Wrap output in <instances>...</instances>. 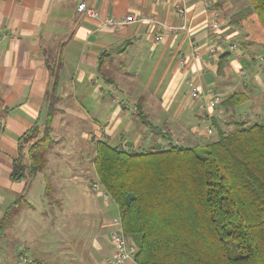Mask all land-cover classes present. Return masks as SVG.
I'll list each match as a JSON object with an SVG mask.
<instances>
[{"label": "crops", "instance_id": "obj_1", "mask_svg": "<svg viewBox=\"0 0 264 264\" xmlns=\"http://www.w3.org/2000/svg\"><path fill=\"white\" fill-rule=\"evenodd\" d=\"M83 1L102 19L142 15L158 23L101 28L98 20L78 12ZM214 19L220 21L218 30L212 28ZM240 36L246 40L244 45L237 40ZM234 43L236 49L231 48ZM256 50L264 52V24L249 0H0V190L12 191H0V219L19 201L31 204L23 205L20 214L25 208H36L30 192L33 181L42 176L46 191L47 181L53 182L46 198L56 203L51 207L61 215L69 218V201L83 211L85 227L96 228L92 220H102L99 238L93 239L84 264H105L115 253L112 232L118 227L116 218L108 220V216L116 207L110 203L112 199L104 200L100 194L84 190L81 194L79 185L89 190V185L83 184L87 178L83 165H75L70 158L83 162L88 149L94 152L95 136L113 144L130 110L129 103L136 105L132 110L136 119L130 127L137 126L143 138L154 134L155 143L150 148L168 146L177 139L181 143L193 141L197 136L192 134H199L196 124L200 119L211 125L217 119L222 126H229L233 121L221 120V115L224 111L235 121L236 108L226 109L222 103L209 108L207 99L211 93L220 94L224 101L244 92L247 101L257 102L261 97L254 87L264 92V67H260L262 75L258 71L253 74L251 83L242 81L244 63L264 56L258 58ZM191 77L198 79L203 90L197 101L188 96L187 79ZM117 92L122 102L113 99ZM50 110L54 147L46 168L30 176L31 184L25 182L29 176L12 180L20 137L35 126L44 128ZM140 112L158 132L141 122ZM246 118L240 120L248 121ZM130 127L126 126L125 132L129 133ZM117 144L128 148V142ZM130 149L137 150L135 142ZM79 165L82 168L76 171ZM14 226L12 221L8 227ZM105 237L110 245L103 242ZM28 248L23 241H1L0 264H11L21 257L29 264H41L38 257L23 252ZM127 262L136 264L134 260L122 264Z\"/></svg>", "mask_w": 264, "mask_h": 264}, {"label": "trees", "instance_id": "obj_2", "mask_svg": "<svg viewBox=\"0 0 264 264\" xmlns=\"http://www.w3.org/2000/svg\"><path fill=\"white\" fill-rule=\"evenodd\" d=\"M249 1L264 24V0ZM248 99L236 92L220 103L234 109ZM52 115L50 110L44 129L35 126L20 137L12 180L46 168L54 147ZM232 124L235 129L228 131L213 120L217 139L204 144L177 139L139 151L107 138L97 142L94 168L119 207L125 234L137 246L136 264H264V122ZM51 191L48 183V195ZM22 204L0 219V242Z\"/></svg>", "mask_w": 264, "mask_h": 264}, {"label": "rangeland", "instance_id": "obj_3", "mask_svg": "<svg viewBox=\"0 0 264 264\" xmlns=\"http://www.w3.org/2000/svg\"><path fill=\"white\" fill-rule=\"evenodd\" d=\"M244 36H240L237 38V40H240L242 45L246 42V40L243 38ZM260 54H264L263 51L259 52L258 50L255 51V55L259 58ZM264 57V56H263ZM257 64V65H255ZM264 67V62L260 59H256V62H254L252 59L248 61V63H244L243 68L246 71L245 78L242 79L244 82H250L252 81L253 74L255 72L263 74L262 70H260V67ZM263 69V68H262ZM242 78V76H240ZM238 78V77H237ZM239 80V78H238ZM251 87L252 84H250ZM255 90H257V94L261 97L257 102H255L254 99H251L250 101H246L245 103L239 105L236 107L235 111V118L241 119L242 117H246V120L249 121V123H256V122H264V92L258 87H254ZM113 94L115 92H112ZM117 98L119 101H123V97L120 93L117 92ZM189 96V94H188ZM106 97L111 100V97L109 94H106ZM115 97V96H114ZM113 97V99H114ZM185 97V95L183 96ZM185 99V98H184ZM192 101H197L196 99L190 98ZM220 104V103H219ZM130 110L126 111V117L124 118V122L119 130L118 136L114 139L113 144L119 143V142H128V149L132 146L133 142H135V146L137 150L142 149H149L150 146H152L154 141V134L149 131L148 134L152 136H147L143 138L141 134L143 133L139 132L137 129V126L130 127L131 120L136 119L135 113L133 112L136 105H133L129 103ZM133 110V111H132ZM233 117L230 114H227L223 111V114L221 115V120H232ZM197 132L192 135H196L197 138L194 139L191 142H185L183 141V144H204L206 141H213L217 139V133L208 134V127H211L213 130V125L209 123L206 119H200L197 122ZM128 126L130 127L129 133L125 132L124 128ZM226 127L225 129L228 131H233L235 129V126L229 125V126H223ZM44 129V128H42ZM145 131L148 129L147 127H144ZM149 130V129H148ZM125 132V133H124ZM123 133V134H122ZM184 135V134H183ZM140 136V137H139ZM158 140L165 141V138H162L161 136H156ZM95 136L92 139L93 145L97 144V142L100 140L99 138L96 143H94ZM135 140V141H134ZM184 140V139H182ZM198 140V141H197ZM141 146V147H139ZM26 149H28V146L26 145ZM91 152V153H90ZM93 150L88 149L87 154L83 155V162L78 161V157H71L69 161H72L75 165L76 163H81L80 165H83V176L87 178L83 179V184L89 185L88 189L83 187L82 185H79L81 194L84 191H90L94 194L99 195L96 190L93 189L94 181L99 182L102 186L98 175H95V168L92 159ZM26 153L25 160L28 161L29 157ZM3 155L0 153V158ZM91 158V159H90ZM94 158V157H93ZM78 166L76 171H78V168H82L81 166ZM49 173V172H48ZM36 179L33 181L32 188L30 194L32 195V199L30 200L33 204H35V209H24L23 213L20 214V211L18 214H20L19 218L15 217L13 218V222L15 226L10 229L7 234V237H3L2 241H14V242H25L28 244V249L23 250V252L28 255L29 257H38L41 264H84L85 260L87 258V255L89 254V251L92 247V242L95 237L99 238V230H100V222L102 220L100 218L94 219V223L96 222V228L93 227H85L84 223L86 224V221L83 216V211H80L78 206L73 205L72 202H67L68 207V216L69 218H66V216H63L59 213V211L55 210L53 206L54 202H49L48 198L46 196L48 195V192L46 191V182L43 178ZM96 177V180L94 178ZM30 179V176L26 178L25 182L31 184L28 180ZM51 181V178H50ZM91 182V184H90ZM50 183L47 181V184ZM53 183V182H52ZM52 183L50 185H52ZM30 186V185H29ZM1 192L5 193L6 191L8 193H12V191L2 187ZM101 196V195H100ZM104 199V198H103ZM105 200V199H104ZM112 203L116 208L112 214H109V218L111 220L119 217V210L117 208V205L111 200ZM20 202V201H19ZM24 204H22L23 206ZM43 212H47V215H44ZM17 214V215H18ZM22 215V216H21ZM70 220V222H68ZM106 230V229H105ZM101 239V238H100ZM130 240V239H129ZM105 245H110L107 237L104 238ZM131 243H133L130 240ZM136 246L135 243H133ZM90 246V247H89ZM111 247V246H110ZM15 261H12L11 264H29L27 263V260L24 261V258H15ZM134 260V259H133ZM135 261V260H134ZM130 264V263H125Z\"/></svg>", "mask_w": 264, "mask_h": 264}, {"label": "built area", "instance_id": "obj_4", "mask_svg": "<svg viewBox=\"0 0 264 264\" xmlns=\"http://www.w3.org/2000/svg\"><path fill=\"white\" fill-rule=\"evenodd\" d=\"M77 10L79 13L84 14L87 17L93 18L98 20L99 25L101 28L105 29H113L117 30L122 25L125 24H138L141 22H150V23H158L157 20L153 17H146V16H138V15H127L122 20H118L114 17L112 18H104L102 19L99 13L93 8L87 5L86 2H80L78 4ZM181 12H184L182 9ZM212 28L218 30L220 28V21L218 19H214L212 21ZM161 38V36L159 37ZM238 47L237 44H232L231 48L236 49ZM219 49V47H217ZM216 48L211 49V52L214 53ZM263 57H260V60H263ZM181 66H185V61L181 62ZM242 74H245V71H241ZM187 86H188V94L189 97L192 99H200L203 96L202 87L198 81V79L191 77L187 79ZM118 96L114 97L115 100H118ZM222 98L218 93H211L207 99V105L209 108H215L220 102ZM209 133L212 134L213 130L210 128ZM98 138V137H97ZM95 138L94 143L98 141ZM178 142V141H176ZM93 189L97 191L105 200L112 199L110 193L104 188V186L100 185L99 182H94ZM115 223L118 227L117 230L112 232V240L115 244V253L114 256L107 260L105 264H122L128 260L134 259V253L136 247L133 243L130 242L128 236L125 234L121 217L119 216L116 218Z\"/></svg>", "mask_w": 264, "mask_h": 264}]
</instances>
